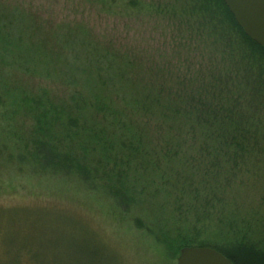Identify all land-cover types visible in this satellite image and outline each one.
<instances>
[{
  "label": "rangeland",
  "instance_id": "obj_1",
  "mask_svg": "<svg viewBox=\"0 0 264 264\" xmlns=\"http://www.w3.org/2000/svg\"><path fill=\"white\" fill-rule=\"evenodd\" d=\"M123 1L110 4L113 0H0V16L13 28V38L23 36L22 45L32 44L22 57L17 53L12 57L0 54V83L5 88L23 89L29 96L41 94L58 101L71 94L69 74L63 75V67L56 65L49 71L37 62V67H32L36 49L40 48L35 42L42 40L53 47L60 42L62 48L68 49L63 52L68 58L65 70H72L78 77L82 70L96 69L88 55L109 40L118 55L128 54L127 50L141 55V62L137 61L130 73L151 70L154 76V70H163L166 87L177 86L178 76L184 72L194 77L196 70H211L214 61L223 63L217 48L221 43L214 38H188L183 19L152 10L149 0L142 12L128 5L126 10L117 7ZM162 1L156 4L168 7ZM65 24L75 29L73 48L70 42L66 48L69 27ZM23 31L26 34L20 36ZM85 38L89 42L87 50L82 44ZM84 58L89 61L82 63ZM23 61L37 73L27 70ZM69 62L75 66L68 67ZM103 70H110L112 78L119 80L115 70L121 68ZM147 72L146 79L150 78ZM165 74L171 82H166ZM81 78L85 85L91 80L89 74ZM4 104L9 102L4 101L0 108ZM24 106L16 107L13 121L0 114V264H177L179 249L167 245L166 236L174 238L178 234L182 206L188 207L191 200L188 191L182 198L180 182L192 177L193 170L178 161L158 167L146 164V146L112 148L117 153L109 154L104 164L111 170L118 161L116 170L125 174L121 179L107 181L99 176L103 165L98 163L102 158L100 150L86 153L73 149L74 157L87 162L97 178L88 177L89 168L83 176L71 167L55 170L34 155L37 148L32 135L37 118L27 113ZM110 137L108 134L106 139ZM143 140L146 143L145 137ZM61 150L70 149L62 146ZM195 178L188 184L204 191ZM203 197L207 193L199 195L201 200ZM225 197L229 205L233 203L263 216L264 169L256 175H243Z\"/></svg>",
  "mask_w": 264,
  "mask_h": 264
},
{
  "label": "trees",
  "instance_id": "obj_2",
  "mask_svg": "<svg viewBox=\"0 0 264 264\" xmlns=\"http://www.w3.org/2000/svg\"><path fill=\"white\" fill-rule=\"evenodd\" d=\"M125 1L117 7L126 10L128 5L139 12L146 11L142 10L146 0ZM164 1L168 7L156 4L158 0H149V4L153 3L152 10L160 14L183 19L188 38L197 41L214 38L221 43L217 48L223 63L214 61L211 70H196L194 77L184 72L178 76L177 86L166 87L162 82L163 70H154V76L151 70L130 73L135 63L141 62V55L128 50L130 55H118L109 40L99 44V49L95 47L92 55L87 54L96 69L82 70L81 77L89 74L91 79L85 85V80L75 72L65 70L68 58L63 52L68 49L62 48L60 42L53 47L46 40L37 41L40 48L36 49L32 67H37L36 62L49 71L56 65L63 67V75L69 74L67 85L71 94L58 101L41 94L29 96L23 89L5 88L1 82L0 105L4 101L9 104L0 108V114L13 121L16 107H27L25 111L37 118L38 124L32 135L37 148L34 155L55 170L71 167L81 176L86 173L89 164L74 157L76 147L86 153L90 149L102 151L99 176L107 181L125 177L124 171L116 170L118 161L111 170L106 169L105 159L117 153L112 148L146 146V164L153 167L172 161L185 163L193 173L189 179L182 175L185 179L180 182L181 194L185 198L188 191L191 200L188 207L182 206L178 234L174 238L166 236L167 245L176 246L179 252L184 246H208L236 264H264V215L260 217L254 210L246 212L236 204L229 205L225 197L243 175H256L264 169V46L245 33L224 0ZM3 18L0 16V54L12 57L17 53L22 57L32 44L22 45L25 31L15 40L13 28ZM74 31L73 27L67 29L66 48L69 42L70 48L76 46L72 42ZM89 31L86 27V33ZM87 42L85 38L82 43L86 50ZM89 60L84 58L82 63ZM82 65L89 67V63ZM25 66L30 70V64ZM73 66L74 63H68V67ZM113 66L121 68L115 70L119 73L117 81L109 74L110 70H103ZM165 77L166 82H171L168 74ZM96 80L100 83L95 84ZM108 134L111 137L106 139ZM61 145L70 150H61ZM89 173L88 177L97 178L90 168ZM194 178L204 191L188 184ZM205 193L207 197L201 200L199 195Z\"/></svg>",
  "mask_w": 264,
  "mask_h": 264
},
{
  "label": "water",
  "instance_id": "obj_3",
  "mask_svg": "<svg viewBox=\"0 0 264 264\" xmlns=\"http://www.w3.org/2000/svg\"><path fill=\"white\" fill-rule=\"evenodd\" d=\"M245 33L264 46V0H224ZM177 264H236L219 250L208 246H184Z\"/></svg>",
  "mask_w": 264,
  "mask_h": 264
}]
</instances>
